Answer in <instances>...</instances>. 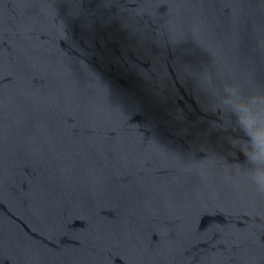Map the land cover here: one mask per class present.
Segmentation results:
<instances>
[{
    "label": "water",
    "instance_id": "obj_1",
    "mask_svg": "<svg viewBox=\"0 0 264 264\" xmlns=\"http://www.w3.org/2000/svg\"><path fill=\"white\" fill-rule=\"evenodd\" d=\"M245 155L264 0H0V264H264Z\"/></svg>",
    "mask_w": 264,
    "mask_h": 264
},
{
    "label": "clouds",
    "instance_id": "obj_2",
    "mask_svg": "<svg viewBox=\"0 0 264 264\" xmlns=\"http://www.w3.org/2000/svg\"><path fill=\"white\" fill-rule=\"evenodd\" d=\"M244 168L250 170L251 174L248 175V179L250 183L255 187V189L260 193L264 194V174L256 173L252 171L251 162L248 160L247 156L245 155V163L242 165ZM239 169V167H238Z\"/></svg>",
    "mask_w": 264,
    "mask_h": 264
}]
</instances>
